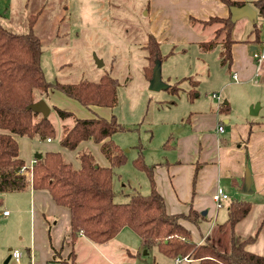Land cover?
<instances>
[{"label": "rangeland", "instance_id": "obj_1", "mask_svg": "<svg viewBox=\"0 0 264 264\" xmlns=\"http://www.w3.org/2000/svg\"><path fill=\"white\" fill-rule=\"evenodd\" d=\"M146 4L147 0H0V24L7 30L24 33L28 31L29 22L34 17L33 30L40 39L42 50L40 67L47 82H96L103 75L116 80V101L111 107L83 106L61 91L52 89L54 104L71 111L73 115L61 119L50 106L47 117L55 129L51 142L47 143L45 137L38 135L18 136L19 156L29 165L36 153L59 151L65 160L77 166V154L88 151L98 164L106 163L108 160L99 155L94 140H89L88 144L78 149H68L60 145V134L64 127L73 125L75 118L102 117L109 120L114 117L122 130L115 132L111 139L125 155L124 163L113 167V199L117 203L128 201L135 192L147 194L150 190L146 174L132 164L138 152L141 151L146 163L158 159L161 154H168V149L162 147L166 136L175 134L182 126L188 127L187 119L191 112L209 114L216 111L218 102L211 98L212 92L219 94L220 102L224 101L228 93L234 99L233 110L243 118H249L251 104L245 108L241 97L259 93L253 103L263 107L260 113L264 115V88L261 84H234L230 72H226L225 66L219 64L218 48L202 52L197 44L187 42L189 38L207 37L208 27L179 30L180 42L166 33V24H162L159 29L161 11L154 14L152 6L148 9ZM212 10L216 11L214 8ZM209 14L207 12L200 17ZM261 19H257L258 24ZM250 26V22L241 20L240 26H235L234 36L244 38ZM214 27L211 26L212 29ZM157 29L158 35L168 36L170 40L162 39L160 45V53L166 54L160 61L161 78L170 86L177 85L175 92L149 89L147 74L151 72L152 62L148 60L146 45L149 42L148 34ZM162 30L165 31L162 33ZM209 32L212 35L214 33ZM222 36V33H218L215 38ZM259 38L264 43L263 28ZM95 58L101 60V66L96 64ZM187 77L197 80L196 91L192 96L189 94L192 85H189ZM47 96L48 93L45 98L36 94V99L47 100ZM24 172L30 182L31 167ZM232 193L236 197L237 193ZM243 196L246 200L254 197L247 194ZM8 202H11L10 197L5 201V207L0 205V211L8 207ZM226 204L218 208L217 214L208 221L209 224L216 225L226 219ZM256 212L244 219L245 223L241 225L246 235L253 233L249 228L257 216ZM7 220L0 214V224ZM257 223L261 225L264 238V221L259 219ZM208 241L213 242V239L209 238ZM83 242L76 248L78 256L75 264H153L154 261L163 264L162 256L155 253L152 247H145L138 235L127 226L105 244Z\"/></svg>", "mask_w": 264, "mask_h": 264}, {"label": "trees", "instance_id": "obj_2", "mask_svg": "<svg viewBox=\"0 0 264 264\" xmlns=\"http://www.w3.org/2000/svg\"><path fill=\"white\" fill-rule=\"evenodd\" d=\"M227 6L243 5L235 0H222ZM258 18H264V0L251 1ZM190 21L203 25L219 23L216 34L224 33L222 49L219 52L220 64L231 62L230 46L233 42L230 34L235 22L230 15L222 18L210 17L200 20L190 16ZM34 17L31 18L28 31L12 32L0 24V193L23 191L28 187L47 190L57 205L64 206L70 212V232L74 240L78 233L90 241L102 244L114 238L123 227L132 229L146 246H156L160 253L174 259L189 256L191 264H264V255L247 249L256 234L241 238L234 232L235 225L251 209L248 201L232 200L228 204V217L218 224V229H227L230 234L229 249L220 250L208 241L196 243L180 219L196 222L200 216L190 209L187 214H170L165 210L164 199L156 190L152 167L147 166L141 151L132 160L135 168L143 171L150 184L147 194L135 192L128 201L117 203L113 199V167L125 161L121 148L108 137L122 130L114 117L109 120L102 117L75 118L70 128L64 127L60 145L74 149L81 141L92 138L101 142L100 150L108 159L110 166L99 165L88 151L77 154L79 168L65 160L59 151H46L41 158L35 159L31 166L30 182L25 175L23 160L19 157L16 136H40L51 138L55 134L54 126L48 117L28 109L36 101V94L45 98L49 89H56L83 106L111 107L116 101V80L103 75L98 81L81 80L76 83L47 82L40 67L41 42L33 30ZM261 25L255 22L252 33L259 41ZM146 51L152 68L156 60L165 56L160 53L159 43L152 34H148ZM216 39L199 43L202 50H211ZM152 73L148 72L147 80ZM178 86H168L166 90L177 91ZM61 119L73 115L71 111L53 107ZM221 110L226 106L221 104ZM29 182V183H28ZM1 204V199H0ZM62 264H74L73 257Z\"/></svg>", "mask_w": 264, "mask_h": 264}, {"label": "crops", "instance_id": "obj_3", "mask_svg": "<svg viewBox=\"0 0 264 264\" xmlns=\"http://www.w3.org/2000/svg\"><path fill=\"white\" fill-rule=\"evenodd\" d=\"M235 1L249 4L252 7L251 1L253 0ZM146 6L148 9L149 6H152L154 14L161 11L159 29L162 24H166V33H170L173 39H178L180 42L182 39L178 35L179 30H194L195 27L204 29L208 27L207 37L189 38L187 42L197 44L202 52L218 48L220 64L219 52L222 49V40L225 38L224 33H222L224 35L222 38H215L216 29L220 25L214 23L203 25L200 22H192L190 21V16L200 20H208L214 16L225 18L230 15V6H227L222 0H147ZM213 8L216 11L213 12ZM207 12L210 14L200 17L207 14ZM38 15L40 16V14ZM243 19L250 22L246 17L236 20L230 34L233 40L230 46L231 62L225 65L220 64V66H225L226 72H230L231 81L234 84L244 85L247 82H252L256 85L261 84L263 89L264 60L258 64L253 57V51L260 49L264 43L256 40L252 33L253 24L251 22L250 29L244 38H236L233 34L235 26H240V21ZM257 19L256 14V22L258 23ZM212 25L215 26L213 29L211 28ZM260 25L262 29L264 18L261 19ZM164 31L162 30V33ZM209 31H214L213 35ZM149 34L156 38L159 48L162 39L168 40V36L158 35V29ZM213 38L216 39V45L211 50L206 51L200 48V42ZM172 45L175 46L173 43ZM161 55L165 56L166 54ZM186 79H188L189 85H192L189 90V94L192 96L196 91L197 80L191 77ZM147 81L149 82V80ZM51 92L52 89H49L47 100L42 99L46 101L49 107H54L56 105L52 101L54 97ZM212 93H216V91ZM212 93L211 98L216 99L212 97ZM258 94L255 92L254 95L247 94L246 97H241L245 108L249 104H251L250 106L254 105L253 102H255ZM216 100L218 106L215 112L209 114L191 112L187 119L188 127L182 126L177 129L175 134L169 133L166 136L167 138L162 147L163 149H168V154H161L154 161L152 159L147 161V163L144 162L147 166L152 167L154 184L156 190L164 199L167 213L187 214L190 209H193L200 214L196 222L180 219V223L188 230L192 240L198 244L211 238L213 242H208L217 245L222 251L228 250L229 232H226L227 229L224 231L219 230L218 224L220 223L211 225L209 220L217 214L218 208L223 207L225 202L227 203V217L228 204L232 200L250 202L251 209L249 213L235 225L234 232L241 238L251 236V234L246 235L243 232L241 225L245 223L243 222L245 221L244 219H247V217L257 211L252 227L249 228L253 232L252 235L256 234V237L254 241L247 245V249L264 255L263 232L261 225L257 223L259 219L264 221V115L260 113L263 107L259 106L255 115L248 113L249 118H243L240 117L241 115H236L238 113L232 107L234 99L228 93L225 95L223 102H220V96ZM221 104L226 106V110H221ZM260 104H262L261 101ZM220 125L223 127L222 131L218 130ZM61 135L62 132L60 137ZM109 138L111 137L106 139ZM45 139L47 143L51 142V138L49 140H47L48 138ZM89 140L93 141L91 137L83 140L75 149H78L81 145L88 144ZM94 144L98 146L99 155L105 157L100 150L101 142H95ZM46 151L50 150L43 152ZM43 152L39 153L42 155ZM35 159L34 156L30 160L31 164L29 165L22 159L25 169L31 167ZM101 160L103 161L102 158ZM100 165L107 167L110 166V163L107 161ZM79 166V163L77 166L73 165L74 168H79ZM246 166L250 171L251 177V192L246 194L254 196L248 200L243 196L246 194L240 192L244 182ZM148 185L150 187L149 180ZM216 187L222 188L228 196L218 207L212 199V193ZM233 191L237 193L236 197H233L235 196L232 195ZM8 197L11 199V202H8L9 208L6 207L0 211L1 216L8 218L6 222L0 224V264H12L10 254L13 248H19L22 252L21 264H62L63 259L69 261V258L72 257L75 264L78 256V250L76 249L78 245L83 241L92 242L81 233H78L77 237L72 240L69 209L57 205L47 190H36L28 187L23 191L0 193L3 207H5V201H7ZM5 211H7V214H4ZM141 241L145 247H148L142 239ZM152 248L155 253L162 256L163 264H176L175 259L177 257L171 259L160 253L156 246H152ZM128 254L131 255L130 251H128ZM189 259V261H180L178 264H191L193 260L190 257ZM153 264H157L156 261Z\"/></svg>", "mask_w": 264, "mask_h": 264}, {"label": "water", "instance_id": "obj_4", "mask_svg": "<svg viewBox=\"0 0 264 264\" xmlns=\"http://www.w3.org/2000/svg\"><path fill=\"white\" fill-rule=\"evenodd\" d=\"M230 12V20L232 22H235L236 20L246 17L252 24L256 22V11L253 7H251L249 4H243L240 6H230L229 7ZM264 28V25H263ZM95 62L98 66L102 65L101 60L95 58ZM168 87V84H166L162 78H161V72H160V60H156L155 64L152 68L151 77L149 79V89L152 91H159V90H165ZM258 103L250 106L249 114L255 115L257 113L258 109ZM28 109H31L34 112L40 113L42 117L46 118L49 114L50 107L46 103V101L42 98L30 103L27 106ZM41 154L37 153L35 154V158L39 159L41 158ZM251 177H250V171L248 167H245V174H244V182L242 185V188L240 190L241 193H250L251 192Z\"/></svg>", "mask_w": 264, "mask_h": 264}, {"label": "built area", "instance_id": "obj_5", "mask_svg": "<svg viewBox=\"0 0 264 264\" xmlns=\"http://www.w3.org/2000/svg\"><path fill=\"white\" fill-rule=\"evenodd\" d=\"M253 57L254 59L257 60L258 64L264 60V44L260 49H257L255 51H253ZM235 77V75H234ZM212 97L219 99L218 94L216 93H212ZM218 130L222 131L223 127L220 125L218 126ZM49 140V138L47 139ZM228 196L227 194L223 191L222 188L220 187H216V189L214 190V192L212 193V199L215 202L216 206H220L221 202L226 199ZM4 214H7V211L4 212ZM11 258H12V264H21V256H22V252L19 248H13L11 250ZM189 261V257L188 256H183L181 258H176L175 259V263L178 264L180 261Z\"/></svg>", "mask_w": 264, "mask_h": 264}]
</instances>
